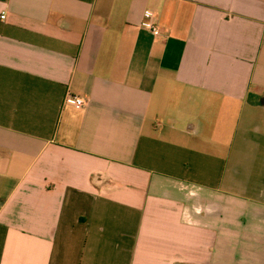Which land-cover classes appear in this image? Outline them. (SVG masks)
<instances>
[{"label":"crops","instance_id":"0c3cea01","mask_svg":"<svg viewBox=\"0 0 264 264\" xmlns=\"http://www.w3.org/2000/svg\"><path fill=\"white\" fill-rule=\"evenodd\" d=\"M0 264H264V0H0Z\"/></svg>","mask_w":264,"mask_h":264},{"label":"built area","instance_id":"2783aa9c","mask_svg":"<svg viewBox=\"0 0 264 264\" xmlns=\"http://www.w3.org/2000/svg\"><path fill=\"white\" fill-rule=\"evenodd\" d=\"M4 18V16H3ZM145 21L143 25L150 29L154 36H159L161 34V30L156 24L153 22V14L152 12H146L145 14ZM65 103L68 105H72L78 109H83L87 105V100L81 96L72 95L71 93H68L65 99Z\"/></svg>","mask_w":264,"mask_h":264}]
</instances>
